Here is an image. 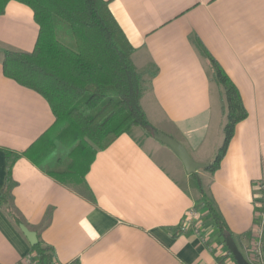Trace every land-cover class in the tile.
<instances>
[{
	"label": "crops",
	"instance_id": "crops-1",
	"mask_svg": "<svg viewBox=\"0 0 264 264\" xmlns=\"http://www.w3.org/2000/svg\"><path fill=\"white\" fill-rule=\"evenodd\" d=\"M105 1L135 47L136 68L156 70L141 99L149 122L196 162L212 161L202 149L225 116L193 38L238 89L247 116L235 124L218 167L195 172L236 245L237 237H251L264 182V0ZM37 32L30 8L10 1L0 15V194L9 175L13 186L0 206V264L31 255L21 223L53 248L56 264H236L207 209L194 207L197 184L152 130L122 132L93 150L92 160L89 148L57 139L47 101L2 69L3 51L33 49ZM57 169L65 175L58 178Z\"/></svg>",
	"mask_w": 264,
	"mask_h": 264
},
{
	"label": "trees",
	"instance_id": "trees-1",
	"mask_svg": "<svg viewBox=\"0 0 264 264\" xmlns=\"http://www.w3.org/2000/svg\"><path fill=\"white\" fill-rule=\"evenodd\" d=\"M10 1L30 8L38 32L33 49L3 51V73L47 101L55 116L59 141L73 149L89 148L92 160L95 150L107 147L122 132H130L135 126L154 130L141 99L156 70L136 68L131 58L135 47L113 15L108 1L0 0V15ZM192 41L208 64L211 80L219 87L225 116L223 142L209 166L204 168L213 172L225 154L235 124L247 116V111L238 89L220 64L198 39ZM56 171L58 178L59 174L66 173L61 169ZM190 176L201 197L195 209H207L226 246V225L207 199L197 172ZM12 186L9 175L0 194V206L6 202ZM249 239L250 232L237 237V247L242 254V246ZM261 249L264 258V235ZM227 254L231 255L228 248ZM31 256L37 264H56L53 248L40 241L31 246Z\"/></svg>",
	"mask_w": 264,
	"mask_h": 264
},
{
	"label": "water",
	"instance_id": "water-1",
	"mask_svg": "<svg viewBox=\"0 0 264 264\" xmlns=\"http://www.w3.org/2000/svg\"><path fill=\"white\" fill-rule=\"evenodd\" d=\"M152 136L156 140L162 142L163 144L171 148V150L177 155V157L182 162L184 169L188 174H191L197 171V169H204L209 166V163H201V162H196L195 160H193V158L190 156L189 152L183 146V144H181L178 140H176L172 136L160 130H157V129L152 130ZM19 227L31 246L37 244L38 239H37V234L35 231L29 230L22 223L19 224ZM224 239H225V244L228 250L230 251V253L232 254L236 264H250L246 260V258L243 256L241 251L238 249L231 234L225 233Z\"/></svg>",
	"mask_w": 264,
	"mask_h": 264
},
{
	"label": "built area",
	"instance_id": "built-area-1",
	"mask_svg": "<svg viewBox=\"0 0 264 264\" xmlns=\"http://www.w3.org/2000/svg\"><path fill=\"white\" fill-rule=\"evenodd\" d=\"M256 212H255V225L252 230L249 243L245 249L246 260L250 264H264V258L262 254V237L264 235V182H261L258 187V195L254 199ZM192 214L186 218V223L183 224L181 230H186L188 225L192 223ZM218 254L222 256L223 252ZM21 264H37L31 255L23 258ZM223 264H231V261L224 260ZM233 264V263H232ZM235 264V263H234Z\"/></svg>",
	"mask_w": 264,
	"mask_h": 264
},
{
	"label": "rangeland",
	"instance_id": "rangeland-1",
	"mask_svg": "<svg viewBox=\"0 0 264 264\" xmlns=\"http://www.w3.org/2000/svg\"><path fill=\"white\" fill-rule=\"evenodd\" d=\"M147 109V112L151 111L153 112V114H156V112L154 113V110L151 106H145ZM148 114L149 118H152V115ZM153 123V122H152ZM224 124V123H223ZM218 134L216 136V130L215 127L212 130V138H210L207 142V144L204 146L203 153L204 154H208L210 155V158L213 159L215 156V153L217 152L218 148L221 146L222 142H223V138H224V133H223V129L222 126L218 129ZM210 152V154H209ZM192 155V154H191Z\"/></svg>",
	"mask_w": 264,
	"mask_h": 264
}]
</instances>
